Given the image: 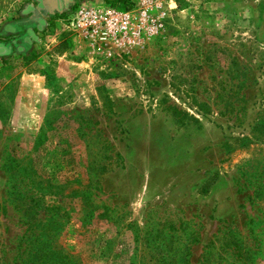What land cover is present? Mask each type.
Masks as SVG:
<instances>
[{"label": "rangeland", "instance_id": "obj_1", "mask_svg": "<svg viewBox=\"0 0 264 264\" xmlns=\"http://www.w3.org/2000/svg\"><path fill=\"white\" fill-rule=\"evenodd\" d=\"M82 1L0 0V264H264V0Z\"/></svg>", "mask_w": 264, "mask_h": 264}, {"label": "built area", "instance_id": "obj_2", "mask_svg": "<svg viewBox=\"0 0 264 264\" xmlns=\"http://www.w3.org/2000/svg\"><path fill=\"white\" fill-rule=\"evenodd\" d=\"M152 2L161 4L163 1L136 0V8L127 11L82 1L73 16L64 21L70 30L78 32L89 43L122 50L137 42L147 22L148 5Z\"/></svg>", "mask_w": 264, "mask_h": 264}]
</instances>
